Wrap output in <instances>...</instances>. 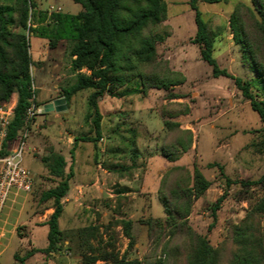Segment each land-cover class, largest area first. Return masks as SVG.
Returning a JSON list of instances; mask_svg holds the SVG:
<instances>
[{
	"label": "rangeland",
	"instance_id": "obj_1",
	"mask_svg": "<svg viewBox=\"0 0 264 264\" xmlns=\"http://www.w3.org/2000/svg\"><path fill=\"white\" fill-rule=\"evenodd\" d=\"M188 1L164 0L166 17L154 29L157 61L160 65L166 61L170 70L182 73L184 81L167 89L152 87L145 93L121 97L105 94L99 97L97 102L102 131L97 146L94 142L76 143L75 148L82 154L102 149V165L108 168L116 164L130 165L131 157L136 156L134 166L124 175V178H133L135 198L120 195L114 202L116 196L110 194L117 192L121 186L113 184L114 175L109 174L105 180L104 198L89 196L65 202L66 210L59 218V228L64 233L96 225L98 235L97 239L92 240L94 246L99 242L101 246L110 235L113 236L115 247L122 253L126 249L127 238L122 234L121 225H115L114 222L116 219L129 218L133 221L132 232L136 237V245L130 255L143 259L148 251L147 236L143 237L147 226L143 221L148 217L165 218L161 203L156 196H152V183L159 182L161 175L174 165H182L187 169L189 182L193 165L211 182L209 188L193 202L188 222L197 234L206 236L209 244L215 248L224 243L231 227L244 220L249 209L263 194L264 182L257 185L232 183L226 186L221 176L218 165L232 181L256 180L264 174V123L257 112L250 108L249 101L241 95L233 80L222 75L213 77L211 66L201 59L199 46L191 42L195 23L194 12ZM34 2L36 10L47 13L56 10L77 13L81 10L80 4L72 0ZM238 3L251 6L250 0L212 3L197 0L196 4L213 35V56L219 68L226 69L231 75L251 80V90L257 93L256 86H259L261 79L243 57V48L233 39L229 23ZM28 39L36 111L17 136L24 139L21 163L32 172L34 183L30 192L12 194L5 204L0 218V264H82L76 244L68 240L61 241L60 248L55 252L37 250L26 256L29 251L46 246L47 226L41 223L52 209L51 201H41L40 194L53 187L57 181L48 175L40 157L52 147L66 157L65 170L68 171L73 161L69 152L73 138L94 136L92 111L87 103L89 89L73 94L66 102L65 111L44 110L46 103L62 98V89L75 79V73L70 69L68 42L59 40L54 48H50L44 38L28 34ZM163 70L161 68L158 73L163 74ZM81 71L85 72L84 69ZM137 81V77H133L118 91L131 87ZM172 94L178 97L170 98ZM258 94L259 99L264 97L260 91ZM164 119L178 122L183 129H190L192 141L189 148L172 161L176 164L169 165L161 172L159 180L152 173L147 179L149 193L141 194L138 192L139 183L146 170L153 171L166 163L158 153V148L165 142ZM129 127L136 129V147H127L118 138V132L127 138L126 130ZM174 135L176 132L171 134L168 141ZM156 154L157 158H151ZM83 161L84 157L80 155L79 163ZM182 177L185 182L188 181L186 174ZM94 191L96 195L98 190ZM223 193L224 198L215 212V222L209 229L208 225L213 220L211 205ZM103 211L106 213L102 214ZM130 214L132 217H129ZM256 221L264 247V220L260 214L256 215ZM160 250L161 246L157 249L158 254ZM93 264L104 262L97 260Z\"/></svg>",
	"mask_w": 264,
	"mask_h": 264
},
{
	"label": "trees",
	"instance_id": "obj_2",
	"mask_svg": "<svg viewBox=\"0 0 264 264\" xmlns=\"http://www.w3.org/2000/svg\"><path fill=\"white\" fill-rule=\"evenodd\" d=\"M80 4L77 13L36 10L34 0H0V105L16 95L13 117L8 126L7 140L15 138L23 127L25 110L30 105L34 94L30 66L28 34L48 41L54 48L59 40L68 42L71 56L70 69L75 73L74 81L62 89V98L66 102L77 91L89 89L87 103L92 111L91 124L94 136L82 135L73 138L70 156L73 159L77 141L94 142L101 137V114L98 98L108 94L121 97L134 93H145L148 88L167 89L184 81L178 71L170 70L166 61L162 67L157 61L155 50V26L166 17L164 0H72ZM221 2L226 0H204ZM251 6L238 3L231 16L230 26L233 39L241 44L243 57L252 70L261 79L256 92L253 82L231 75L226 69L219 68L213 56V35L197 6V0H189L194 12L195 34L191 42L199 46L202 60L211 66L213 77L226 76L233 80L241 95L249 101L250 108L257 112L264 123V97L258 98V91L264 96V0H250ZM164 68L163 74H159ZM85 70L82 72L81 70ZM133 77L138 81L131 87L118 91ZM172 94L170 98H177ZM164 143L158 153L168 161H174L185 152L192 141L190 129H183L176 121L164 119ZM128 137L119 134L120 142L127 147H136L137 132L127 128ZM176 132L171 139L168 138ZM99 149V148H98ZM98 154L95 161L97 162ZM136 156L131 157V164H116L113 169L121 175L130 172ZM48 175L56 178V184L40 194L41 201H51L52 212L43 223L47 225V244L40 249L27 253L30 256L39 250L49 253L60 248L61 241H73L82 264H93L101 260L104 264H264V247L256 215L264 220V192L247 212L239 225H233L224 243L218 248L211 246L204 235L197 234L189 225L188 215L193 202L210 186L211 182L193 165L189 182L187 169L182 165L169 167L160 177L157 198L161 203L165 218L148 217L143 221L147 226V255L143 259L131 256L130 251L136 245L132 233V219H116L115 225H121L122 234L127 238L126 249L120 253L115 247L113 236L103 244L94 246L98 226L87 225L70 233L59 228L58 219L63 212L62 199L70 189L73 177L72 166L65 170L66 159L49 147L48 153L40 157ZM225 185L240 183L257 185L264 182V174L256 180L232 181L222 167L218 165ZM187 175V182L183 175ZM224 198V193L211 205L212 228L216 219V210ZM119 203H117V208ZM118 210V209H117ZM161 246L160 253H157ZM23 260V259H21Z\"/></svg>",
	"mask_w": 264,
	"mask_h": 264
},
{
	"label": "crops",
	"instance_id": "obj_3",
	"mask_svg": "<svg viewBox=\"0 0 264 264\" xmlns=\"http://www.w3.org/2000/svg\"><path fill=\"white\" fill-rule=\"evenodd\" d=\"M54 151L63 155L59 151H56V150ZM79 151H80L79 149H76V148L74 149L73 161L71 162L72 170H73V177L70 180V189L67 192V194L64 196V198L62 199V203H63L62 214H64L66 210L65 202H68L69 200L73 202L74 200H78L80 197L87 198L89 196H97L98 198H104L105 197L104 191L106 189L104 186L106 184L105 180L108 179L109 174L114 175V176L112 175L113 176L112 183L119 184L121 186L119 187L117 192L110 194V196H116V198L113 199L114 202L117 200V198L120 195L130 196L129 198H135L136 189H135V186L132 185L133 178L131 179L124 178V174L123 175L119 174L116 170L113 169V166L111 168H108V166L102 165V160H103L102 158L103 150L102 149H100L97 152L92 151V153H90L88 151L87 153H83V154L81 151L80 152ZM96 154H98L97 162L95 161ZM80 155L84 157V161L82 163H79ZM91 156H93L92 161H91ZM157 156L158 154H156L155 156L151 158H157ZM64 158L66 159L65 156ZM151 158L149 159L150 162H151ZM66 162H67V159H66ZM174 164L176 163L166 160V163L161 164V167L156 168L153 171H150L149 169H147L143 176L144 178L142 182L139 183V191L138 190L137 191L141 194L149 193L147 179L152 175V173L155 174V176H157L159 180L161 172L169 165L171 166ZM158 184H159L158 181L155 184L152 183V188H153L151 189L152 196L157 197ZM95 189L98 190V193L96 195H94ZM142 197L145 198L144 195ZM114 206H116V204H114ZM122 208L123 206L120 207L121 210ZM105 213H106L105 211L102 212V214H105ZM62 214L59 218H62ZM129 217H132V214H130ZM58 222H59V219H58ZM41 224L45 225L44 223H41ZM145 236H146V229L143 232V237ZM138 245L139 243L137 244V246Z\"/></svg>",
	"mask_w": 264,
	"mask_h": 264
},
{
	"label": "built area",
	"instance_id": "obj_4",
	"mask_svg": "<svg viewBox=\"0 0 264 264\" xmlns=\"http://www.w3.org/2000/svg\"><path fill=\"white\" fill-rule=\"evenodd\" d=\"M33 97L34 94L30 99V105L25 110L23 125L36 111ZM15 104L16 97L14 95L7 102L0 105V218L10 196L30 192L34 183L32 172L21 163L23 137L16 136L11 140H7L8 126L13 117Z\"/></svg>",
	"mask_w": 264,
	"mask_h": 264
},
{
	"label": "water",
	"instance_id": "obj_5",
	"mask_svg": "<svg viewBox=\"0 0 264 264\" xmlns=\"http://www.w3.org/2000/svg\"><path fill=\"white\" fill-rule=\"evenodd\" d=\"M65 109H66V101L64 98L55 99L54 101L50 103H46L44 105L45 111L55 110L59 112V111H65Z\"/></svg>",
	"mask_w": 264,
	"mask_h": 264
}]
</instances>
